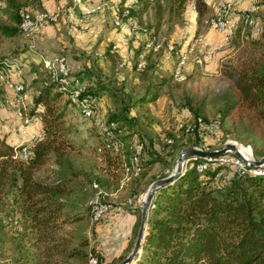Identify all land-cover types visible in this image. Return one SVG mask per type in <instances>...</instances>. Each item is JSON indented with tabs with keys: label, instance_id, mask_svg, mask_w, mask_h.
Instances as JSON below:
<instances>
[{
	"label": "trees",
	"instance_id": "trees-1",
	"mask_svg": "<svg viewBox=\"0 0 264 264\" xmlns=\"http://www.w3.org/2000/svg\"><path fill=\"white\" fill-rule=\"evenodd\" d=\"M36 1L41 10L46 8L43 0ZM189 1L119 3V17L136 21L146 34L145 40L135 49L134 65L145 84L144 91L136 97L123 92L118 107L111 109L108 116L110 129L126 141L129 164L125 162V169L136 174L131 178L132 183L139 185L136 195L155 165L162 162L166 169H172L174 153L192 138L193 133L186 130L183 139L168 133L173 141L169 142L166 137L165 144L172 146L171 153L166 154V150L157 149L154 137L141 129L135 142L130 140L135 133L122 135L119 132L123 125L138 128V117L132 113L134 107L157 101L171 88L174 75L154 58V46L146 48L149 41L158 42L163 29L173 30L185 22ZM3 2L7 14L0 12V41L18 37L23 32L21 14L25 12L24 8L28 9L26 4L30 0ZM255 4V10L237 11L239 20L229 40L232 52L219 67L220 73L238 89L236 100L225 109L221 118L218 117L221 125L233 107L240 120L246 110L264 120V0H257ZM171 46L170 50L178 55ZM141 54H144L146 64L141 62L139 69ZM5 58L6 55H0V77L13 72ZM43 62L46 74L26 110L31 120L34 117L42 119L41 136L31 143L16 145L0 134V244L7 242L8 264H89L92 252L98 253V264H102V251L95 247L89 250L87 237L79 236L74 242V236L64 233L67 225L83 218L72 199L73 181L81 171L71 164L70 152L75 145L66 122L68 105L72 103L78 107L74 101L76 85H71L68 90L61 89L60 81L52 79ZM30 65L39 76L40 65L34 61ZM33 81L38 82L36 78ZM81 86L84 91L78 99L88 101L93 107L104 99L106 91L117 94L115 88L102 80ZM3 92V81H0V95ZM184 103L193 108L190 99H185ZM195 112L198 114L197 110ZM199 116L196 131L201 123L210 120L199 114L193 122ZM106 131L100 133L98 145L99 149L102 147L100 151L106 168L124 171L121 155L114 152V147L103 146ZM199 139L196 134V141ZM116 144L117 141L115 147ZM255 153L258 158L264 154L258 149ZM203 156L194 155L187 167L155 188L143 247L130 264H264V165L239 169L237 165L225 164V159H220L224 157L222 155ZM204 159L203 165L199 164ZM49 162L53 163L55 171L50 180L37 174ZM168 174L163 172L160 176ZM94 178L102 183L101 176ZM126 256H121V261Z\"/></svg>",
	"mask_w": 264,
	"mask_h": 264
},
{
	"label": "rangeland",
	"instance_id": "rangeland-1",
	"mask_svg": "<svg viewBox=\"0 0 264 264\" xmlns=\"http://www.w3.org/2000/svg\"><path fill=\"white\" fill-rule=\"evenodd\" d=\"M44 1L45 7L54 8L61 5L62 8L56 11L47 10V13L56 16L57 19L47 24L46 31L41 37L35 40L31 38V32L38 30V26H35L30 31V35L22 32L18 37L0 41V55H6V58L13 62L10 66L13 67L12 74L7 72L0 79L8 80L12 75L14 80L23 81L12 84L15 91L13 97H9L12 95V90L3 82L4 94L0 95V134L9 141H14L16 145L31 143L41 136L42 119L34 117L31 120L28 115L21 116L19 114L26 113L28 105L32 103L33 96L40 85V80L46 74L43 60L52 79L55 74H58V69L51 65V55H59L62 61L68 62L71 67V75L80 77L87 84L102 80L117 90L116 95H111L109 90L106 91L104 99L96 104L95 110L88 112L89 117L84 115L82 107H77L72 103L67 107L66 122L69 125V136L75 145V148L70 152L71 164L81 171L73 181L75 192L72 199L78 205L83 218L67 225L64 232L74 236V242H77L79 236L87 237L89 250L95 247L102 251L104 255L102 264H117L121 261V256L128 255L131 251V246L137 237L144 204L143 195L147 193L150 183L155 180L153 178L162 177L160 175L163 172H172L183 147L194 145L203 146L205 149H221L226 144L235 142L248 148L251 156L256 159H259L255 153L257 149L264 152V120L255 118L251 110H246L243 120H240L236 115L237 109L233 107L231 113L224 117L221 125L218 117L221 118L225 109L236 100L238 89L230 79L220 73L216 63L208 62L210 56L207 58L208 60H205V55H210V51H205L207 46L204 45L207 32H218L222 37V46L230 45L227 43L230 41L224 40L223 31L214 26L213 20L218 17L226 20L228 25L226 35L230 40L239 20L237 11L247 10L250 5L248 4L249 6L244 9H237L233 1L230 0H220L214 4H208L206 0H190L185 22L178 24L173 30L163 29L158 42L154 43V58L163 64L165 70L174 75L171 88L166 90L157 101L143 107H134L132 113L138 117V128L132 129L123 125L119 132L122 135L135 133L130 139L135 142L139 136V129H141L143 132L151 134L155 139L157 149L166 150V154L171 153L172 148L171 145L165 144L166 137L169 142L173 141L168 133H173L179 139H183L184 130L193 134L191 141L177 150L171 158V161H174L173 168L166 169L162 162H158L152 174L144 182V187L140 186V192L136 195L139 185L132 183L133 180H131L136 174L125 169V164H129L126 141L110 129L111 123L108 121V116L111 109L118 107L123 92H129L133 97H136L144 91L145 84L141 81L140 72L134 65L136 62L135 49L145 40V31L136 21L119 17L120 5L113 0H101L95 4L100 5L94 13L96 15L113 9L111 18L105 24L101 22L102 26H98V17L95 20H92V17L89 18L93 8H89V13H87V8H79L80 11H75L81 16L83 10L80 24L83 25L85 31L82 32L79 31V25L75 21H71L70 16L67 17V7L74 4V1L80 3L81 0H72L73 3H69L70 0ZM131 2L132 0L129 3ZM26 6L28 9L24 8L26 10L23 11L27 12L31 19H36V12L41 10L39 3L36 0H30ZM5 7L1 0L0 12L7 14ZM255 9L256 6L249 10ZM225 11L228 13L226 14ZM196 14L197 26L193 23V17ZM231 19H233V25H231L233 33H230ZM58 21L60 24L53 23V29L60 45L52 50L50 56H45L42 59L43 54H48L38 49V41L47 35L48 25ZM229 27L230 29H228ZM117 32L118 34H116ZM77 38L83 42V45L79 46L80 48L69 50ZM195 38H198L199 41L196 42ZM152 44L153 40L149 41L146 50ZM168 45H172L174 50L178 51V57L184 55L187 58V62L178 74L177 60L179 58L177 59V54L171 51ZM177 45L180 49L176 48ZM27 50L28 54L25 57L28 58V63L25 65L23 51ZM200 57L203 59L202 62H199ZM32 61L41 67L40 74L38 72L39 76H36L37 72L33 69L28 68V64ZM34 78L38 82H34ZM19 85H22L20 91L16 88ZM71 85L74 86V82H71ZM185 99H190L193 108L184 103ZM74 101L76 102V100ZM18 107L21 108V111L18 110ZM195 110L198 111V114ZM199 114L207 116L210 120L203 123L202 127L199 125L197 132L195 124L201 116L195 122L193 121ZM201 128H209L213 132L206 133L203 137L199 135L200 139L196 141V134L201 133ZM106 129V141L103 146L114 147V152L121 155L124 171L106 168L105 159L100 151L102 147L98 148L101 140L100 133ZM222 156L224 157L220 159H225L224 163L227 165H240L239 167L243 165L242 159L235 153H227ZM237 161L240 163L237 164ZM190 162L191 159L185 160L184 167ZM203 162L205 159L199 164ZM53 167V163L49 162L37 171L38 176L49 180L53 179L55 175ZM98 175L103 178L102 183L95 181L94 177ZM103 201L110 205V211L99 219L94 216L93 212L96 206L91 207V204L103 205ZM131 201H134V204H131L133 208L128 204ZM134 209H139V211L136 212ZM134 217H137V220L133 225ZM6 244L5 241L0 244V264H8L9 261L10 250ZM93 258H95V252L91 253L89 264Z\"/></svg>",
	"mask_w": 264,
	"mask_h": 264
},
{
	"label": "crops",
	"instance_id": "crops-1",
	"mask_svg": "<svg viewBox=\"0 0 264 264\" xmlns=\"http://www.w3.org/2000/svg\"><path fill=\"white\" fill-rule=\"evenodd\" d=\"M74 1V0H73ZM101 0H84L83 3H82V0L80 3H77L76 1H74L75 3L74 4H70L68 7H67V10H68V14H67V17L70 16V20L71 21H75L77 25H79V31H85V30H81L80 28V19L83 15V10H82V14L81 16H79V14L75 13L76 10H79V8L81 9H85V8H93L89 18L92 17V20H95L96 17H98V22L99 25L98 26H102V23L104 22V24L107 22V20H109V18H111V13L113 11H110V10H106L105 12H101L100 15H96L94 14L97 7H99L100 5H95L97 2H99ZM114 2L117 3H129L130 0H113ZM132 1H135V0H132ZM208 4H214L216 2H219L220 0H206ZM230 1H233L234 3V6L237 8V9H244V8H247L249 5L250 8L253 9V7H257V5H253L257 0H230ZM45 4V1L43 2ZM69 3H73L72 0L69 1ZM249 4V5H248ZM80 7H79V6ZM62 7L61 5H57L55 6L54 8H51V11H56V10H60ZM188 8H189V3L187 5V9H186V12H185V17L188 16ZM80 11V10H79ZM105 15V16H104ZM196 16V17H195ZM193 18H194V24L196 25L197 24V14L195 15ZM192 18V19H193ZM68 19V18H67ZM232 21L230 22V27H231V32L230 33H233V28L231 25H233V19H231ZM102 22V23H101ZM53 23L55 25H59L60 22H52L51 25H48L47 27V35H45L44 37H42V39L40 41H38V49L42 52H44L45 54H48V55H42V59L46 56H50V54L52 53V50L54 48H56L57 46L60 45L59 41H58V38L56 39L55 37V34H54V26H53ZM197 26V25H196ZM230 27L228 29H230ZM228 31V30H227ZM118 34V32L116 33ZM113 35V33L111 34V36ZM15 38V37H14ZM110 38V37H109ZM12 39V38H11ZM222 40V37L221 35L218 33V32H215V31H210L209 33L207 32L206 34V37H205V42H204V45L207 46V49H205V51H210V55L206 54L205 55V60H208L207 58L210 56V60L208 62L210 63H216L217 67L219 68L222 61L231 54L232 52V49H231V46L226 44V45H223L222 46V43L223 41ZM224 40L226 41H229L227 39V35H226V38L224 37ZM195 41L198 42L199 39L198 38H195ZM226 41V42H227ZM229 43V42H227ZM196 44V43H195ZM83 45V42L81 40H79L78 38L74 41V43L71 45V47H69V50L71 49H77V48H80L79 46ZM150 45V44H149ZM154 45V43L152 44V46ZM170 45V44H169ZM168 45V47H169ZM204 48V46H203ZM81 50V49H80ZM28 54V50L27 51H23V56H24V64L26 65L28 62V58H26L25 56H27ZM177 59H178V55H177ZM202 58L200 57L199 58V62H202ZM178 61V60H177ZM143 62L144 63V66L146 64V61H145V56L144 54H141L140 56V61H139V64H138V68L141 69L139 67L140 63ZM143 66V68H144ZM28 68L31 69V65L28 64ZM142 68V69H143ZM178 71V70H177ZM12 74V72H11ZM178 74V73H177ZM84 75V74H83ZM1 78V77H0ZM0 81H3L6 83V85L12 90V95L9 96V97H13L15 95V91H14V88H13V85L12 84H15V83H19V82H23L22 80L20 79H17V80H14V77L11 75V78H9L8 80H2L0 79ZM15 81V82H14ZM74 82V81H73ZM79 84V85H78ZM87 84L86 82H81L80 83H75L74 82V85L76 86H80V85H85ZM8 97V98H9ZM7 98V99H8ZM21 116L23 115H27V113L25 114H19ZM42 123H41V128H42ZM11 141V140H10ZM12 143H14V141H11ZM136 216V215H135ZM136 220H137V217H134L133 219V225L134 223H136ZM136 241V239H135ZM135 241L133 243V246L135 244ZM132 246V248H133Z\"/></svg>",
	"mask_w": 264,
	"mask_h": 264
},
{
	"label": "water",
	"instance_id": "water-1",
	"mask_svg": "<svg viewBox=\"0 0 264 264\" xmlns=\"http://www.w3.org/2000/svg\"><path fill=\"white\" fill-rule=\"evenodd\" d=\"M228 147L235 149L236 153L238 155H241L240 151L232 143L227 144L225 147H222L221 149H202L194 145H188L180 150L176 165L174 166L172 172L166 176L159 177L150 183L148 187L147 199L144 202L142 208L141 222L138 229V234L136 237L135 244L131 249V251L128 253V255L117 264H130V262L136 257L137 253L142 250L143 243L146 237V230L148 226L150 202L152 198V193L155 190V188L174 178L184 167L185 160H189L194 155L217 154L219 152H225ZM252 164L256 166L263 165L264 156H261L259 159H256L254 162H252Z\"/></svg>",
	"mask_w": 264,
	"mask_h": 264
},
{
	"label": "bare ground",
	"instance_id": "bare-ground-1",
	"mask_svg": "<svg viewBox=\"0 0 264 264\" xmlns=\"http://www.w3.org/2000/svg\"><path fill=\"white\" fill-rule=\"evenodd\" d=\"M47 10H51V9H47ZM230 11V10H229ZM225 13L227 14L228 13V11H225ZM21 17H22V24H21V28H22V31H23V33L24 34H27V35H30L29 33H30V31L36 26H38V21H36V19H31L30 18V16L28 15V13H26V12H22V14H21ZM47 17H50L52 20H56L57 18H56V16H53V15H50L49 14V12L47 13ZM213 23H214V26H216L218 29H220V30H222L223 31V29H227V22H226V20H224V19H222V18H217L216 20H213ZM226 36V35H225ZM173 48V46H171V49ZM187 62V58L183 55V56H181L180 58H179V70H178V72L177 73H179L180 72V70H181V68L184 66V64ZM5 63L8 65V66H10V65H12V63L13 62H11V60H9V58H5ZM51 65H53V64H51ZM54 66V65H53ZM142 66V64H140V67ZM55 67V66H54ZM54 80H57V81H60V83H61V89H63V90H68L69 88H71L70 86H71V82H73V81H67V74H60V72H58V74H55L54 75ZM16 88H17V90L18 91H20L21 90V88H22V85L20 86H16ZM23 91V90H22ZM84 91V87L83 86H76V88H75V91H74V100H76V103H77V105L79 106V107H82L83 108V110L84 111H87V112H93L94 110H95V105H94V107L88 102V101H86V100H79L78 99V96H79V94L80 93H82ZM18 93V92H17ZM76 98V99H75ZM22 100V99H21ZM94 101V100H93ZM96 101V100H95ZM99 102V101H98ZM18 104V103H17ZM21 104V103H20ZM99 104V103H98ZM22 105V104H21ZM24 106V105H23ZM26 107V106H25ZM15 108H16V106H15ZM19 109V111H21V108L20 107H18ZM97 109V108H96ZM83 111V112H84ZM95 113V112H94ZM91 116V115H90ZM203 126V124L201 123L200 124V127H202ZM232 144H234V145H238V144H236L235 142H233ZM227 145V144H226ZM238 147H239V149L242 151V152H244L245 153V150H246V152L249 154V155H251L250 154V150L248 149V148H244V147H242V146H240V145H238ZM141 150V149H140ZM139 150V151H140ZM224 154H227V153H224ZM222 152H219V153H217V154H206V155H204L203 157H205V158H207V157H215V156H219V155H224ZM236 154V153H235ZM240 159H242V161H243V163L242 164H244V157H243V155L241 154V155H238V154H236ZM191 159V158H190ZM255 160H246V165L247 166H249V167H254V166H256V165H254V164H252V162H254ZM240 162L239 161H237V164H239ZM188 165V164H187ZM186 165V166H187ZM264 165V164H263ZM185 166V167H186ZM240 166V165H239ZM238 166V167H239ZM259 166H262V165H259ZM241 169H245V166H243V167H240ZM147 195H148V191H147V193H145V195H143V197H142V200H143V202H145L146 201V199H147ZM100 215H101V206H96L95 208H94V216L95 217H100ZM99 263V262H98ZM97 263V264H98ZM91 264H95V258H93L92 260H91Z\"/></svg>",
	"mask_w": 264,
	"mask_h": 264
},
{
	"label": "built area",
	"instance_id": "built-area-1",
	"mask_svg": "<svg viewBox=\"0 0 264 264\" xmlns=\"http://www.w3.org/2000/svg\"><path fill=\"white\" fill-rule=\"evenodd\" d=\"M47 9H51V8L46 7L45 9L36 12V21H38V30L36 32H31V38L34 40L41 37L46 31L47 24L50 21H53L50 17H47ZM87 13H89V8H87ZM80 28H81V30H83V25H80ZM223 33H224V37H225L226 29H223ZM51 64H53L55 66V68L58 69L60 74H67V81H74L75 83H80V84H81V82H85L80 77L71 75V67H70L69 63L62 61V59L59 55H51ZM99 98H101V97H99ZM84 115L89 117V113L87 111H84ZM209 132H213V131H210L209 128H201V133H199L198 135L203 137L206 133H209ZM235 146L244 157V164L241 167H243L246 164V160H256V158L249 155L246 152V150L244 153L239 149L238 145H235ZM196 147L205 149L203 146H196ZM222 153L223 154L224 153H236V151H235V149L228 147L227 150L225 152H222ZM129 204H134V201L129 202ZM92 206H101V215H100L99 219L103 215H105L108 211H110V205L104 201H103V205H95V203H93V204H91V207ZM98 262H99V255L97 252H95V264H97Z\"/></svg>",
	"mask_w": 264,
	"mask_h": 264
}]
</instances>
